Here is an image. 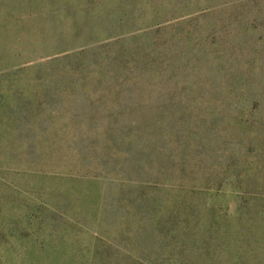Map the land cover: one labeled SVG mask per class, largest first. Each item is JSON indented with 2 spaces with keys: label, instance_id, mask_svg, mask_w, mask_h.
<instances>
[{
  "label": "rangeland",
  "instance_id": "rangeland-1",
  "mask_svg": "<svg viewBox=\"0 0 264 264\" xmlns=\"http://www.w3.org/2000/svg\"><path fill=\"white\" fill-rule=\"evenodd\" d=\"M0 264H264V0H0Z\"/></svg>",
  "mask_w": 264,
  "mask_h": 264
}]
</instances>
